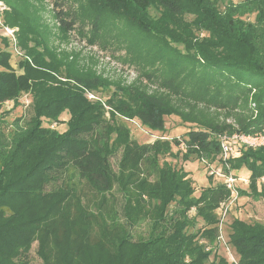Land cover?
I'll use <instances>...</instances> for the list:
<instances>
[{"label": "trees", "instance_id": "16d2710c", "mask_svg": "<svg viewBox=\"0 0 264 264\" xmlns=\"http://www.w3.org/2000/svg\"><path fill=\"white\" fill-rule=\"evenodd\" d=\"M0 1L19 17L9 13V26L33 17L29 0ZM45 1L61 30L73 31L69 4ZM87 8L95 24L103 15L128 19L162 47L191 40L196 29L208 38L200 59H170L153 92L118 87L109 110L85 96L107 87L102 77L74 73L72 65L60 73L58 60L44 55L21 61L18 71L11 52L0 51V264H27L22 255L35 242L43 264H264V224L239 219L229 234L238 260L210 262L203 242L220 239L219 210L231 193L221 180L196 196L188 172L161 164L173 143L184 162L221 166V135L264 136V0H88ZM151 8L160 14L149 21ZM187 16L196 18L193 26ZM26 93L34 115L8 130L6 104ZM168 116L191 126L182 140L139 145L120 120L163 132ZM229 168L249 178L239 197L264 201V145L239 146Z\"/></svg>", "mask_w": 264, "mask_h": 264}, {"label": "rangeland", "instance_id": "374dc122", "mask_svg": "<svg viewBox=\"0 0 264 264\" xmlns=\"http://www.w3.org/2000/svg\"><path fill=\"white\" fill-rule=\"evenodd\" d=\"M64 1L77 15L75 28L68 33L61 30L50 2L29 0L32 5L30 15L33 17L27 21L20 20L23 22L21 27H12L5 22L6 16L10 13L9 15L17 21H19V17L16 18L6 1H0V51L9 50L11 52V64L18 71L21 61H29L30 63V59H42L44 55V59L58 60L60 73H66V67L72 65L74 73L79 71L81 75L88 73L95 77H102L107 87L87 90L85 96L89 101L104 103L107 110L110 109L111 105L107 99L113 95L118 87L136 86L139 89L153 92L158 87L157 79L166 76L170 59H176L177 56L188 59H200L202 57L199 47L204 45V40L208 38V34L202 29L194 30V37L185 43L177 44L168 41L166 43L168 46L162 47L144 35L128 19L103 15L99 23L95 24L93 15L87 8L88 0ZM232 1L237 4L242 0ZM159 14L156 8H151L146 18L151 21L158 18ZM195 20L196 18L192 16L186 18V21L190 23L189 26H193ZM62 80L58 79V82L64 81L63 83L66 82V84L77 87L70 81ZM7 110L9 112L4 118L5 128L8 125L11 126L18 118L29 121L34 115L31 95L29 93L22 95L17 103L11 102L7 106ZM61 119L65 123L69 120V116L65 114ZM120 120L129 129L131 139L139 145L153 144L156 141L172 143L174 139L182 140L191 127L175 116L165 118L166 124L163 132L150 130L137 120L123 118ZM57 124L54 123L55 126ZM7 129L10 130V127ZM57 129L64 132L67 129V124L64 126L59 124ZM171 147L172 156L167 155L161 159V164L166 161L172 167L183 168L188 172L197 188L196 196H199L200 191L207 188L210 183L222 182L213 174L220 168L219 163L207 164L196 160L195 157L184 162L182 154L178 152L179 149L173 143ZM177 153H180L178 157L173 155ZM118 161L119 157L113 159L115 170L118 169ZM242 173H246V171H240L238 173L240 177H242ZM261 183L264 184V180H261ZM237 185L238 189L242 191L249 190L248 185L242 182H238ZM227 206L228 200L223 202L221 210H219L223 223L220 229V239L212 245H209L208 241L203 242V245H206V251L212 253L210 262L216 261V256L224 258L229 263L238 260L236 252L229 242V234L232 231L231 225L234 220L239 219L249 224H264L263 200L254 201L240 196L231 207L227 208ZM194 215L195 209H192L190 216L193 217ZM202 224L201 221H198L193 233L199 232L198 229L203 226ZM38 251V243L35 242L30 251L22 255L21 260L27 264H43Z\"/></svg>", "mask_w": 264, "mask_h": 264}, {"label": "built area", "instance_id": "2783aa9c", "mask_svg": "<svg viewBox=\"0 0 264 264\" xmlns=\"http://www.w3.org/2000/svg\"><path fill=\"white\" fill-rule=\"evenodd\" d=\"M10 103L11 102H8L6 105L8 106ZM25 103H28V101L27 102L25 101ZM219 138L221 142L220 158L222 160V164L220 168L217 171H215L213 174H215L217 178L222 180L225 186L227 187V189L231 192V198L227 206V208H229L239 198V190L237 183L242 182L246 185L249 184L248 177H243V176L240 177L235 172L230 171L229 160L235 157L237 153V148L239 146L243 145V146L256 148L264 145V136L252 137V136H245L238 134L229 136L227 134H224L221 135Z\"/></svg>", "mask_w": 264, "mask_h": 264}, {"label": "crops", "instance_id": "0c3cea01", "mask_svg": "<svg viewBox=\"0 0 264 264\" xmlns=\"http://www.w3.org/2000/svg\"><path fill=\"white\" fill-rule=\"evenodd\" d=\"M242 176H243V177H248V176H246V175H243V174H242Z\"/></svg>", "mask_w": 264, "mask_h": 264}]
</instances>
